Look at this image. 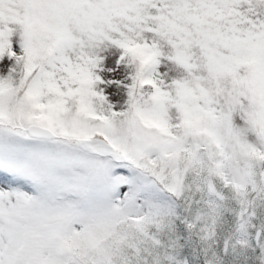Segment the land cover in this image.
<instances>
[{
	"label": "snow or ice",
	"instance_id": "obj_1",
	"mask_svg": "<svg viewBox=\"0 0 264 264\" xmlns=\"http://www.w3.org/2000/svg\"><path fill=\"white\" fill-rule=\"evenodd\" d=\"M0 264H264V0H0Z\"/></svg>",
	"mask_w": 264,
	"mask_h": 264
}]
</instances>
